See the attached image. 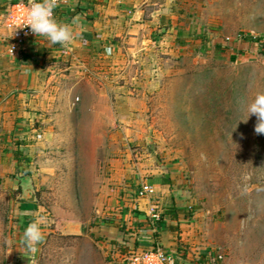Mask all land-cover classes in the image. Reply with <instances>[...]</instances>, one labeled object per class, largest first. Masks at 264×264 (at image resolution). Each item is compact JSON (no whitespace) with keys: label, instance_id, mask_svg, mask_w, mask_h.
I'll return each instance as SVG.
<instances>
[{"label":"rangeland","instance_id":"374dc122","mask_svg":"<svg viewBox=\"0 0 264 264\" xmlns=\"http://www.w3.org/2000/svg\"><path fill=\"white\" fill-rule=\"evenodd\" d=\"M186 9L178 21L185 37L162 46L148 73L137 77L143 87L128 90L143 97L142 106H119L112 91L88 84L62 91L49 146L29 156L27 174L14 173V110L6 105L9 116L0 117V264H127L129 255L151 250L154 242L180 264L201 253L209 264H264V135L254 133L255 117L242 122L247 114L237 103L264 93V0H204ZM36 128L40 133L43 126ZM36 143L18 140L17 150ZM123 150L130 163L177 183H170L174 199L167 196L168 206L157 208L165 219L148 248L133 243L137 235L132 225L125 228L120 208L132 199L138 177L132 174L124 191L110 181V163L124 159ZM25 177L36 194L28 216L19 209ZM149 178L141 182L150 184ZM170 207L175 221L166 214ZM41 215L47 218L43 241L27 253L19 245L22 220ZM67 227H79L80 234Z\"/></svg>","mask_w":264,"mask_h":264},{"label":"crops","instance_id":"0c3cea01","mask_svg":"<svg viewBox=\"0 0 264 264\" xmlns=\"http://www.w3.org/2000/svg\"><path fill=\"white\" fill-rule=\"evenodd\" d=\"M9 1L13 0H0V11ZM203 1L56 0L57 7L53 13L58 22L70 23L73 17H79L78 26H73L76 38L62 48L59 45L49 46L41 37L27 52L39 59L33 64H22L20 58L9 57L0 38V117L9 116V113H3L7 109L6 105L14 110V151L21 147L16 144L18 140L37 141L34 148L28 145L20 150L27 158L36 148L44 149L45 145L49 146L51 131L48 127L55 120L52 112L59 94L65 90L69 94L71 90L79 89L82 84H88L103 92L106 89L109 93L112 91L116 98L115 104L119 106H133L135 110L137 106L140 108L143 97L131 95L128 90L137 92L143 87L137 77L148 73L147 69L155 63L162 46L167 48L174 39L185 37L187 30L179 28L181 22L178 21L187 15L189 10L186 7L190 9V5H203ZM188 18L191 19L192 14ZM2 34L0 26V37ZM156 47L159 48L155 50ZM120 92L123 95H119ZM125 115L131 116L129 112ZM38 124L43 126L40 133H37ZM116 149L120 150L119 147ZM85 152L93 153L91 150ZM122 153L124 159L110 163V181L118 180L115 183L117 190L124 191L123 187L130 186L132 174L139 179L135 181L137 187L144 183L141 179L145 175L150 177L148 181L154 187V195L149 200L136 198L134 191L129 204L123 203V207H120L125 214L123 218L127 221L125 228L128 230V226L132 225V232L142 230L136 238L138 249L148 248L152 244V239L149 238L152 233L144 223L149 206L159 209L167 207V196L173 198L174 194L172 191L169 194V190L174 188L175 182L162 177L159 170L143 169V165L137 167L128 161V151L123 150ZM92 165L94 163L90 164V168ZM18 169L14 161V173ZM144 181L147 183V179ZM171 182L173 183L170 185ZM22 206L19 209L25 210V216H28L32 205L24 203ZM22 221H26L22 225L24 230L28 218ZM77 233L80 234V231ZM113 255V258L119 256L115 253Z\"/></svg>","mask_w":264,"mask_h":264},{"label":"clouds","instance_id":"9594fccd","mask_svg":"<svg viewBox=\"0 0 264 264\" xmlns=\"http://www.w3.org/2000/svg\"><path fill=\"white\" fill-rule=\"evenodd\" d=\"M56 7V0H30L24 27L27 26L36 37H42L49 46L59 45L63 48L76 38L73 26H78L79 17H73L70 23L58 22L53 13ZM67 50L71 51L70 48ZM237 103L247 114L242 122H246L250 116L255 117L253 131L264 135V93H257L251 99L238 100ZM46 222L47 218L41 215L24 228L19 245L25 252L34 254L38 250L37 246L43 241L41 228Z\"/></svg>","mask_w":264,"mask_h":264},{"label":"built area","instance_id":"2783aa9c","mask_svg":"<svg viewBox=\"0 0 264 264\" xmlns=\"http://www.w3.org/2000/svg\"><path fill=\"white\" fill-rule=\"evenodd\" d=\"M30 1L18 0L9 3L0 11V26L3 30L1 42L5 45V53L9 57L20 58L33 48L35 43L41 37H36L30 32L26 23V10ZM138 199H150L154 195L152 185L142 183L137 187L134 193ZM146 224L151 232H154V226L160 219V214L155 206L150 205L146 214ZM142 230L135 233L139 234ZM127 264H174V258L167 255L159 248L142 253H132L126 258Z\"/></svg>","mask_w":264,"mask_h":264},{"label":"trees","instance_id":"16d2710c","mask_svg":"<svg viewBox=\"0 0 264 264\" xmlns=\"http://www.w3.org/2000/svg\"><path fill=\"white\" fill-rule=\"evenodd\" d=\"M241 40L246 41V42H251V43L257 44L258 42H260L261 38H253V37L242 36ZM20 59H21L22 64H33V63H36L39 60L37 58V56H33V55L29 54V53L28 54L27 53L26 54H23L20 57ZM13 159L16 162L17 168L20 169V172L23 173V174H25V173L27 174L28 171H27V169L23 168V164L27 162L28 158L25 157V156H23L18 150H15L13 152ZM165 182H168V180H165ZM22 204H24V202ZM31 205H33V204H31ZM166 214H168L170 216L169 218H170L171 221H175L176 215H177V211H175V209H173V207H170L169 209H167L166 210ZM164 217H165V215L161 214L159 221H157L155 223V226H154V228H155L154 234L157 233L158 230H160L159 229V225L161 224V222L163 221V219H165ZM134 235H138V234L134 232ZM133 240H134L133 243L136 244L137 241H135V239H133ZM154 245H155V242L151 246V249L152 250H155V246ZM199 256L200 257H199V259H197V261L191 262L189 264H209V262H208L209 259L207 257V254L201 253ZM177 257L174 258V264H180L177 261ZM180 257L182 259H184V260L186 259V257H185L184 254L182 256H180Z\"/></svg>","mask_w":264,"mask_h":264},{"label":"water","instance_id":"95a60500","mask_svg":"<svg viewBox=\"0 0 264 264\" xmlns=\"http://www.w3.org/2000/svg\"><path fill=\"white\" fill-rule=\"evenodd\" d=\"M20 188L22 190V195H21V201L24 203H29L33 204L36 202V194L34 192V189L32 188L30 184V180L25 177L20 179ZM68 230L71 232H79L80 228L79 227H68Z\"/></svg>","mask_w":264,"mask_h":264}]
</instances>
